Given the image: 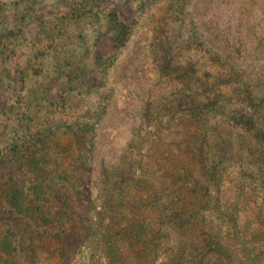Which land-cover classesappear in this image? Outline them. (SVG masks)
<instances>
[{
    "label": "rangeland",
    "instance_id": "374dc122",
    "mask_svg": "<svg viewBox=\"0 0 264 264\" xmlns=\"http://www.w3.org/2000/svg\"><path fill=\"white\" fill-rule=\"evenodd\" d=\"M233 7L241 16L228 15ZM227 18L248 24L240 66L264 78V0H0V264H105L100 239L85 238L98 226L100 182L126 179L132 198L133 181L171 179L177 155L190 154L175 136L188 130L194 93L174 69L187 67L204 48L196 43L212 40ZM114 19L126 40L112 50L103 37L112 38ZM237 141L229 146L239 158ZM228 166L209 197L223 224L235 214L239 239L226 244L236 262L254 264L264 260V238L253 241L264 237V180Z\"/></svg>",
    "mask_w": 264,
    "mask_h": 264
},
{
    "label": "trees",
    "instance_id": "16d2710c",
    "mask_svg": "<svg viewBox=\"0 0 264 264\" xmlns=\"http://www.w3.org/2000/svg\"><path fill=\"white\" fill-rule=\"evenodd\" d=\"M241 10L248 13L246 5ZM236 12L237 8L233 7L228 15L233 17ZM238 12L241 16L239 9ZM234 19H225L223 26L206 44L196 43V51L204 48L187 67L174 69L177 78L188 80L189 90L194 93L186 104L185 130H188L175 136L178 145L180 139L185 141L190 154L177 155L179 164L171 167V179H162L161 182L154 179L131 180L135 183L132 198H128L124 191L126 179H119L118 183L114 179L100 182L103 200L97 217L98 226L91 229L90 234L86 231L85 238L86 241L100 239L105 264H152L153 255L165 248L167 252L161 264H253L236 262L238 251L226 244H234L230 240L239 239L235 214L226 216L229 224L226 221L223 224L216 207L219 200L209 197L213 189L217 190L224 184L222 168L228 164L237 172L239 167L250 169L252 175L264 180V78L257 72L253 76L248 75L246 68L240 66L243 54L241 31L248 24L244 26L242 20ZM112 24V38L108 39L110 35L103 38L115 50L126 40V28L116 19ZM166 52L165 56H169L168 50ZM168 58L165 57L164 62L170 63ZM76 77L77 74L72 82ZM82 77L85 76L82 74ZM69 79L66 78L67 81ZM180 104L179 100L178 112H181ZM214 127H219L221 132L212 138L205 135L207 129ZM236 140L240 148L239 158L234 156L229 146ZM210 141L214 143L210 145ZM204 150L210 152L208 157L203 155ZM195 153L200 156L199 160L194 159ZM160 156L163 161L167 155L161 151ZM205 161H208V168L204 173ZM246 173L249 172L243 171L248 178L250 174ZM260 186L264 191V181ZM76 188L72 187V192L78 194ZM162 199H168L172 206L166 207L164 203L165 207L161 208L157 218L151 217L149 211L154 210ZM260 234L254 235L253 241L257 246L263 244L264 237ZM244 250L254 253L256 249L245 246ZM254 264H264V260Z\"/></svg>",
    "mask_w": 264,
    "mask_h": 264
}]
</instances>
